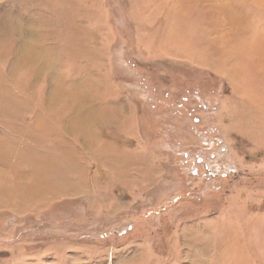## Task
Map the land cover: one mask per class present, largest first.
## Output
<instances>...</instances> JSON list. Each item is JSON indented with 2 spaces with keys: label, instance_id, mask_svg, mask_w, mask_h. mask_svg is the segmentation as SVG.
Masks as SVG:
<instances>
[{
  "label": "rangeland",
  "instance_id": "obj_1",
  "mask_svg": "<svg viewBox=\"0 0 264 264\" xmlns=\"http://www.w3.org/2000/svg\"><path fill=\"white\" fill-rule=\"evenodd\" d=\"M0 264H264V0H0Z\"/></svg>",
  "mask_w": 264,
  "mask_h": 264
},
{
  "label": "bare ground",
  "instance_id": "obj_2",
  "mask_svg": "<svg viewBox=\"0 0 264 264\" xmlns=\"http://www.w3.org/2000/svg\"><path fill=\"white\" fill-rule=\"evenodd\" d=\"M34 49V48H33ZM88 148V147H87ZM47 186V185H46ZM27 188V187H26ZM31 188V187H30ZM35 188V187H34ZM34 190V189H33ZM33 190H32V192H33ZM29 191H30V189H29ZM31 192V191H30ZM35 192V191H34ZM51 192V191H50ZM26 192H24V194H25ZM27 193H29L28 191H27ZM37 194V193H36ZM28 195V194H27Z\"/></svg>",
  "mask_w": 264,
  "mask_h": 264
}]
</instances>
